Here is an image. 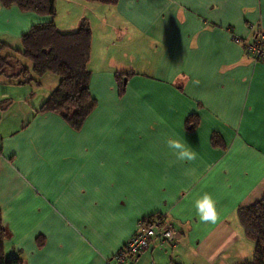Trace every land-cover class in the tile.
I'll return each mask as SVG.
<instances>
[{"label": "crops", "instance_id": "crops-1", "mask_svg": "<svg viewBox=\"0 0 264 264\" xmlns=\"http://www.w3.org/2000/svg\"><path fill=\"white\" fill-rule=\"evenodd\" d=\"M55 7L62 31L90 23L97 103L76 130L56 113L36 112L59 79L50 77L39 99L40 83L0 74L5 257L107 264L140 220L161 215L176 229L175 243L153 240L124 264L250 260L254 245L237 210L264 195V62L246 54L245 42L264 33V0H56ZM47 20L0 4V44L10 47L0 54L17 58L21 35ZM117 72L132 74L122 95ZM190 115L198 118L194 131L185 128ZM214 132L223 147L211 144ZM167 138L185 141L197 158L176 161ZM204 192L216 201L214 224L195 213Z\"/></svg>", "mask_w": 264, "mask_h": 264}, {"label": "trees", "instance_id": "trees-1", "mask_svg": "<svg viewBox=\"0 0 264 264\" xmlns=\"http://www.w3.org/2000/svg\"><path fill=\"white\" fill-rule=\"evenodd\" d=\"M55 1L0 0L3 7L16 5L24 12L32 11L48 18L43 23L32 25L27 32L22 34L20 49L13 50L14 54L31 62V69L20 60H16L15 55L3 56L0 54V74H6L7 72V77L17 80L19 84L29 83L30 81L39 83L37 78L48 72L56 75L59 79L57 86L36 112L56 113L70 127L78 130L97 103L90 93L91 72L88 69L92 31L89 21L85 18L80 20L75 31L65 32L60 30L54 22L56 16ZM83 1L105 5H115L118 2V0ZM5 48L10 47L5 43H1L0 51ZM246 54L251 58L248 53ZM10 71H13L11 75H9ZM131 75V73H116L115 80L120 95L125 90V80ZM197 125V116H188L185 122L186 130L194 131ZM211 144L215 147L224 146L221 136L216 132L211 135ZM237 214L246 237L254 245L252 258L238 264H264V195L250 205L240 206ZM8 234L9 232L2 221L0 209V264H22V259L19 256L8 259L5 257L4 241ZM170 264L178 263L173 262Z\"/></svg>", "mask_w": 264, "mask_h": 264}, {"label": "built area", "instance_id": "built-area-1", "mask_svg": "<svg viewBox=\"0 0 264 264\" xmlns=\"http://www.w3.org/2000/svg\"><path fill=\"white\" fill-rule=\"evenodd\" d=\"M245 51L254 61H264V33L258 32L252 41L245 42ZM176 229L167 223L163 216L155 215L142 219L137 223L136 232L113 255L107 264H124L133 261L141 251L145 250L154 240L160 246L174 244Z\"/></svg>", "mask_w": 264, "mask_h": 264}, {"label": "clouds", "instance_id": "clouds-1", "mask_svg": "<svg viewBox=\"0 0 264 264\" xmlns=\"http://www.w3.org/2000/svg\"><path fill=\"white\" fill-rule=\"evenodd\" d=\"M165 144L171 150L176 161L191 162L197 158V153L192 150L191 146L179 138H167ZM193 206L202 223H216L218 219L217 206L210 193L204 192L198 195L193 201Z\"/></svg>", "mask_w": 264, "mask_h": 264}, {"label": "rangeland", "instance_id": "rangeland-1", "mask_svg": "<svg viewBox=\"0 0 264 264\" xmlns=\"http://www.w3.org/2000/svg\"><path fill=\"white\" fill-rule=\"evenodd\" d=\"M16 56H18V55H16ZM16 60H20L22 63L28 65L29 68L31 69V62L28 61L27 59H25L24 57L18 56ZM32 75L34 76L33 73H32ZM45 76H47V77L41 76V79L38 80V82L40 83V86L38 87L39 88L38 89V98L39 99H40V97H42L43 94H45L47 92V90L51 89V87L53 85L52 83H54V82H52V79H50V77L54 78L56 80L58 79V77L56 75H54L53 73H50V72L46 73ZM33 83L35 84V82H33ZM33 83L31 82L30 84L32 86H35ZM26 88H28V87H23L22 90L26 91ZM21 93H22V91H21ZM8 116L11 117L12 116L11 113H9ZM251 258H249V259H251Z\"/></svg>", "mask_w": 264, "mask_h": 264}]
</instances>
